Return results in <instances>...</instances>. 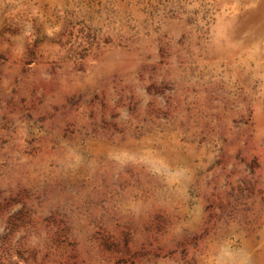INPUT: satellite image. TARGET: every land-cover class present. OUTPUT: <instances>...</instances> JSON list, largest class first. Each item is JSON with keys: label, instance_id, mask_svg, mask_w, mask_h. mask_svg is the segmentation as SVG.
Listing matches in <instances>:
<instances>
[{"label": "rangeland", "instance_id": "1", "mask_svg": "<svg viewBox=\"0 0 264 264\" xmlns=\"http://www.w3.org/2000/svg\"><path fill=\"white\" fill-rule=\"evenodd\" d=\"M0 264H264V0H0Z\"/></svg>", "mask_w": 264, "mask_h": 264}]
</instances>
